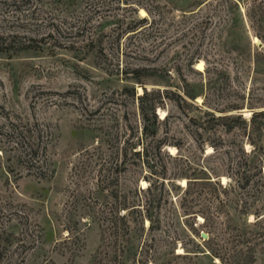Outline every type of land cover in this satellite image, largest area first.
<instances>
[{
  "label": "rangeland",
  "instance_id": "1",
  "mask_svg": "<svg viewBox=\"0 0 264 264\" xmlns=\"http://www.w3.org/2000/svg\"><path fill=\"white\" fill-rule=\"evenodd\" d=\"M263 38L264 0H0V264H90L115 193L159 211L132 230L125 264H218L196 230L214 234L221 264H245L246 244L264 264V121H203L264 110ZM135 78L170 97L155 136ZM127 142L140 144L122 163ZM204 172L221 187L184 200ZM186 205L210 209L203 230Z\"/></svg>",
  "mask_w": 264,
  "mask_h": 264
},
{
  "label": "trees",
  "instance_id": "2",
  "mask_svg": "<svg viewBox=\"0 0 264 264\" xmlns=\"http://www.w3.org/2000/svg\"><path fill=\"white\" fill-rule=\"evenodd\" d=\"M144 9L146 10V12L148 14H151V11L146 8L144 6ZM147 18L146 17H140L138 18L137 23L138 24H144L146 22ZM259 38H261L259 36ZM262 40V39H261ZM264 40V38H263ZM264 42V41H262ZM5 50V48H0V51ZM139 78H135V82L140 86L142 93L136 95V99L138 101V107L140 110V114H141V118L143 120V126H142V134L144 135H151V136H155L157 133V127L160 124V119L157 117L156 114V108L159 107L160 105H162L163 99L164 97H168L169 96H165L166 94H163L161 92V90L159 88H150L148 89L146 87V85L144 83H142L140 80H138ZM167 93V92H166ZM176 99H174L177 103L178 106H182V104H189L192 105L191 103L195 104L196 106H198L193 100H194V96L187 95V98L189 97L191 99V101H189V103L187 102V98L186 96H184L183 94H179L177 92H174ZM136 93L134 92V95ZM205 114L207 116H209L208 119H205L203 121H206L205 123L209 125V127H215L217 125L223 124L227 126V129H232L234 128V126L236 125L235 122L237 121H241L242 123L245 124L244 126V133L247 130L246 128V124L247 122L251 123V124H256L257 121H264V110H260V111H253L251 114V117L248 121H246L244 118L241 117V115H216L213 111H206ZM149 115L151 117H149ZM151 120L150 123H148V120ZM191 122H193L195 125H197V128H205V125L203 121H201L200 117H190ZM147 121V122H146ZM150 125L151 129L148 130V126ZM248 125V124H247ZM140 142H134L132 144H129V142H127V144L125 146H123L124 148V159L121 161L122 163L125 162L126 156L128 154V152L132 149H135L137 147V145H139ZM160 144V145H159ZM158 144V149L162 148L163 143L159 142ZM33 144L30 145V150L32 149ZM34 150V149H32ZM242 152L244 153V151L242 150ZM133 154L135 155H139V150H134ZM30 156V154H29ZM32 156V155H31ZM255 168H257L259 173L261 172V165L257 166V162L253 163ZM203 177H187V181H186V189L184 190V196L183 199L186 200L189 197L192 196L191 192L193 190V185L194 184H201L202 182L205 184H209L211 186H213L214 189H217L218 187H221V184L219 182V180H211V173H209V175L206 174V172H204ZM201 182V183H199ZM217 193H215V198L214 200L217 198ZM120 198V200H119ZM113 199L116 202L114 205V208L109 212L111 213L109 217H112V219H110V227L103 229V231L105 230H111V234L113 237V241H112V246L110 245V249H109V234L107 237L104 238V233H102L101 235V244L97 247V249L95 250L91 262L90 264H125L124 258H123V254L127 249V240H129L132 230L135 228V226L137 227H142L143 228V222L146 219L148 221V228H152L154 226V223H156L157 219H158V215H159V211H154L152 210L150 207H147L145 209L141 208V206H139V204H137V198H129L128 194L124 193L121 196H118L117 193H115L113 195ZM217 202V200H216ZM217 206H215V211H217ZM183 211L184 214L189 215V217H192L194 222L196 217L199 215L202 217V224L199 225L201 226V229H204V226L206 224V222L209 220V216L208 214H210V209L209 208H198L195 209L193 208L192 205H186L183 206ZM106 221V220H105ZM258 222V221H257ZM195 231V230H194ZM205 231V230H204ZM207 232V231H205ZM199 238H201L200 232H195ZM126 235V239L124 244L122 241V237H124ZM208 238L203 240V243H198L196 246L198 247L197 252H205L208 251V255H210V257L212 258V260L214 259H218L219 262L218 264L222 263V255H221V247L219 246L218 242H214V240L216 239L214 234H211L209 232H207ZM120 240V241H118ZM205 249V251H204ZM239 252L240 254H242V262H244L245 264H254V257H253V251L252 248L250 246H246L243 248H239ZM173 253V251H172ZM187 253L185 254H175L174 257L175 258H186L187 257ZM126 258V257H125ZM135 264H140L139 261H135ZM213 264H217L215 262H212ZM141 264H145V263H141ZM195 264V263H194Z\"/></svg>",
  "mask_w": 264,
  "mask_h": 264
},
{
  "label": "bare ground",
  "instance_id": "3",
  "mask_svg": "<svg viewBox=\"0 0 264 264\" xmlns=\"http://www.w3.org/2000/svg\"><path fill=\"white\" fill-rule=\"evenodd\" d=\"M142 12H143V11H142ZM197 66L200 67V66H201V63H200V62L197 63ZM182 184H185V180H184V179H182Z\"/></svg>",
  "mask_w": 264,
  "mask_h": 264
},
{
  "label": "water",
  "instance_id": "4",
  "mask_svg": "<svg viewBox=\"0 0 264 264\" xmlns=\"http://www.w3.org/2000/svg\"><path fill=\"white\" fill-rule=\"evenodd\" d=\"M201 236H202L203 238H206V237H207V234L204 233V232H201Z\"/></svg>",
  "mask_w": 264,
  "mask_h": 264
}]
</instances>
